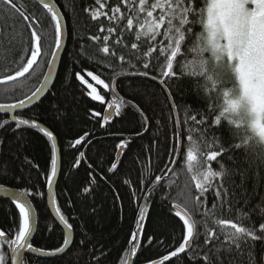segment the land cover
<instances>
[{
    "label": "trees",
    "instance_id": "trees-1",
    "mask_svg": "<svg viewBox=\"0 0 264 264\" xmlns=\"http://www.w3.org/2000/svg\"><path fill=\"white\" fill-rule=\"evenodd\" d=\"M53 1L63 15L67 36L58 73L50 92L37 105L16 116L18 119L36 120L56 138L60 153L56 207L73 225V242L68 251L59 257L47 259L26 255L25 264H124L128 259L129 241L137 228L142 204L144 216L140 224L143 227L142 233L137 234L139 244L132 264H149L151 260L161 259L175 251L183 242V221L173 209L174 202L180 203L179 193L192 188L193 195L198 194L187 171L186 152L179 154L173 168L175 174L170 173L154 190L151 187L157 175L163 176L171 169L176 156L172 108L157 83L145 78H120L115 83V89L127 103L122 105L120 114L115 112L111 121H104L103 113L115 97L113 80L117 76L145 71L143 60L135 68L130 67L127 61L131 59L135 62L134 56L148 51V45L144 44L139 52L131 49V44L136 42L135 29L125 30L122 43L117 45L115 41L121 35L120 29L126 26V19L119 24L105 16L93 20L92 11L86 12L84 9H98L95 0ZM102 2L105 8L101 11L112 15V8L118 5L127 16V9L120 0ZM12 5L21 11L26 10L29 20L35 17L33 27L44 37L43 55L24 77L0 85V104L15 103L35 91L55 48V22L47 9L31 0H12V4L0 0V47L4 49V58L0 59V79L5 75H14L31 55L33 28ZM101 26L105 29L117 28L109 42L110 51L116 52L115 57L100 51L103 36L108 35L107 31L100 32ZM92 36H99L100 40L93 41L90 39ZM120 55L125 56L124 63L118 59ZM174 66L179 71L178 65ZM89 71L100 75L110 87L96 84L88 76ZM147 71V77L161 82L157 70L150 68ZM77 73L97 89L104 97L102 101L93 99L77 78ZM162 84L171 93L172 101L179 106L177 114L184 130L183 143L187 148L186 138L190 133L189 125L183 123L184 109L190 106L192 114L200 113L205 110L206 102L197 97L189 79L170 77ZM207 115L211 119L212 114ZM157 120L160 121L159 125ZM3 121L8 123L0 128V185L17 190L30 188L43 193L42 196L30 197L36 212V230L31 243L34 248L45 251L61 247L63 232L52 218L46 202V176L51 172L52 142L31 125L17 127L8 116L0 115V122ZM213 131L216 135H223L225 147L229 142L235 143L230 140L226 126ZM85 133H88L87 137L77 144L76 141ZM211 135L212 132H209ZM122 139L126 146L115 163L116 146ZM81 153H84L82 157ZM251 159L250 155L245 156L243 149H239L207 163L214 170L219 169L220 163L232 169L231 179L225 181L229 199L234 209H243L250 214L251 224L258 229V225L264 223V180L261 179L264 171L258 173L254 165L249 168ZM113 164L117 165L116 169H112ZM85 188L90 190L85 192ZM145 193L149 194L147 203ZM206 196L209 208L213 203H218L214 191ZM194 218L201 219L200 216ZM224 218L232 216L226 215ZM18 227V209L10 201L0 199V231L11 236L18 231ZM149 237L153 238L151 246ZM206 239L207 231L201 228L198 238L191 241L189 250L170 257L163 264H221V261L223 264H239L238 259L227 252H215L223 236L220 241L213 239L208 244L205 243ZM0 245L7 247L3 241ZM205 254L209 256L207 262L202 258ZM253 255V264H264V242H255ZM96 257H101L99 262Z\"/></svg>",
    "mask_w": 264,
    "mask_h": 264
},
{
    "label": "snow or ice",
    "instance_id": "snow-or-ice-1",
    "mask_svg": "<svg viewBox=\"0 0 264 264\" xmlns=\"http://www.w3.org/2000/svg\"><path fill=\"white\" fill-rule=\"evenodd\" d=\"M12 4V0H7ZM99 8L92 11V19L98 20L105 16L109 21L119 24L126 19V26L120 29L121 35L115 41L117 45L123 41L125 30L135 29V41L131 44V49L139 52L144 44L148 45V51L142 55H135L133 62L127 61L130 67L135 68L142 63L145 71L132 73L133 75L148 76V69L152 68L160 73L161 83H165L167 78L189 79L192 81V89L198 98L206 102L204 111L192 114L190 106L184 109L185 119L183 123L189 125L187 135L188 146L183 143V129L181 120H175L176 143L174 151L177 156L186 152L187 171L191 174L190 179L194 184V189L198 194L193 195V189L188 188L186 192L179 193L180 203H173L176 215L183 221L185 234L183 242L175 251L161 259L151 260L149 264H163L170 257L177 256L178 253L190 249L191 241L200 235V229L207 231L205 243H211L213 239L220 241V247L215 249L216 253L227 252L230 256L238 259L239 264H253L255 259L253 253L255 242H264V223L258 225V229L250 222V214L243 209H234L229 199V190L225 187V181L231 179L233 174L226 164L220 163L219 169L214 170L208 161H216L217 157L227 155L228 152H235L243 149L245 156H251L248 162L249 168L253 165L258 173L264 171V0H120V3L127 9V16L121 11L120 6L112 8V15L101 9L105 8L102 0H95ZM26 21L31 32V55L26 59V63L15 71L14 75H5L0 79V83L16 81L17 78L24 77L26 73L34 68L38 58L43 55L42 40L43 35L38 33L33 27V21L25 11H21L12 5ZM43 7L51 14L55 22V48L52 51V59L47 61L49 72L45 76V81L36 88L31 95L15 103L0 104V109L5 111L10 109L23 108L26 103H31L42 92L47 76L51 75V69L55 63L57 52L61 47L62 25L60 15L56 11L53 0H43ZM36 23H39L36 21ZM199 28V31H197ZM107 31L108 35L103 36V47L100 49L105 54L116 56L114 50L110 51V37L117 32L116 27L105 29L100 27V32ZM93 41H99V36L90 37ZM127 47V45H124ZM83 48V46H82ZM158 52V55L156 53ZM83 54V53H82ZM4 58V49L0 47V59ZM24 59V57H21ZM118 59L125 62V56L120 55ZM163 62V63H162ZM174 65H178L177 71ZM159 66V67H157ZM88 76L98 85L109 88L110 85L101 79L100 75H94L89 71ZM77 78L83 80L79 73ZM155 78V77H154ZM90 95L95 94L93 99L102 101L104 99L96 88L89 85ZM171 96V93H169ZM127 101L118 100L113 97L110 108H114L116 114H120L122 105ZM136 107V105H133ZM172 108L179 111V106L173 102ZM207 113H211V119ZM95 115H100L95 113ZM112 113L104 115V121L111 118ZM199 115V119L197 116ZM147 117L145 120L147 121ZM12 121L17 122V127L21 125H31L39 129L47 137L54 139L53 134L47 128L42 127L36 120L18 119L11 116ZM8 121L0 122L3 128ZM157 124L160 121L157 120ZM226 126L230 134V140L235 143H228L225 147L223 135H216L213 129H222ZM209 132L212 135L209 136ZM85 133L76 143L87 137ZM131 139V138H130ZM122 139L116 146L125 147ZM81 157L84 153L80 154ZM232 159L231 156L228 157ZM173 160L172 163H176ZM117 165L113 164L112 169ZM171 174H175L173 169H168L163 176L157 175L155 183L151 185L154 190L157 185ZM56 176L55 144H53V156L51 160V172L46 176L47 185L52 187ZM264 180V175H261ZM215 186V187H214ZM90 189L85 188L88 192ZM214 191L218 203H213L211 208L207 206L206 194ZM15 207L19 210V227L14 235H6L0 231V238H3V245H0V264H25V252H40L43 255L51 256L62 253L70 244L72 239L73 225L61 214L59 207H56V196L53 193L51 203L56 207L59 221L67 228L63 235V244L51 251L34 248L30 243L33 234V225L36 218L33 215L34 208L30 197L42 196L43 193L34 192L30 188L7 192ZM135 195V194H134ZM145 203L148 202L149 194L145 193ZM264 211V210H262ZM226 215L232 218H224ZM144 208H140L137 228L132 234L129 243L133 245L131 253L137 251V234L142 233L140 219H143ZM200 216L197 220L194 217ZM52 226H49V231ZM149 246L153 243V238H148ZM162 243V242H161ZM10 250V257L8 251ZM206 262L209 260L207 254L202 257ZM101 257H96L97 262ZM127 264V261L124 262ZM221 264L223 262L221 261Z\"/></svg>",
    "mask_w": 264,
    "mask_h": 264
},
{
    "label": "water",
    "instance_id": "water-1",
    "mask_svg": "<svg viewBox=\"0 0 264 264\" xmlns=\"http://www.w3.org/2000/svg\"><path fill=\"white\" fill-rule=\"evenodd\" d=\"M31 1H33V2H35V3H37V4L41 5V6H43V0H31ZM53 3H54V1H53ZM54 4H55V3H54ZM55 6H56V11H57V12L59 13V15H60V21H61V25H62L61 47H60V49H59L58 52H57V56H56V58H55V63L53 64L52 69H51V75H48V76H47L46 84H45V86H44L42 92H41L40 95H39L35 100H33L31 103H26V104L24 105L23 108H20V109H10V110H7V111H5L4 109H0V115L8 116V117H9V120H10L13 124H15V125H17V122H16V121H12V120H11V116H13V115L16 116L17 113H19V112H23V111H26V110H28V109L34 107L35 105H37V104H38V103H39V102H40V101H41V100H42V99H43V98H44V97L50 92V90H51V88H52V86H53V84H54V82H55V79H56V76H57V73H58V69H59V66H60L61 58H62V55H63L64 50H65L66 40H67V36H66V27H65V22H64L63 15L61 14V12H60V10L58 9V7H57L56 4H55ZM50 59H52V56H51ZM48 72H49V68H48V66H47V68H46V72H45V74H44V76H43V78H42V80H41V82H40V84H39L38 87H40V86H41V83H42L43 81H45V76L48 74ZM26 74H27V73H26ZM26 74H25V75H26ZM20 78H22V77H20ZM20 78H17L16 80H18V79H20ZM120 78H145V79H148V80H151V81L157 83V84L163 89V91L165 92V94H166V96H167V98H168V100H169L170 106H171V108H172V103H173V101H172V99H171V97H170L168 91H167L166 88L164 87V85H163L160 81H158V80H156V79H153V78H150V77H147V76H142V75H133V74H131V75H121V76H117V77L113 80V82H112V91H113L115 97L118 98V100H123V99L118 95V93H117V91H116V89H115V83H116V81H117L118 79H120ZM79 80H80V82L83 84V86H84V87L89 91V93H90V92H91V89L89 88V85H91V84L88 83L85 79H83V80L79 79ZM11 82H13V81H9V82H6V83H0V85H2V84H7V83H11ZM91 86H92V85H91ZM38 87H37V88H38ZM92 87H94V86H92ZM94 88H95V87H94ZM96 90H97V89H96ZM97 93H98V91H97ZM94 95H95V94H92V96H94ZM172 111H173V116H174V121H175V120L178 118L177 110L172 108ZM109 112H111L112 115H111V118H110L108 121H111V120L113 119V117L115 116V110H114V108H110V107H108V108L104 111V113H103V117H104L105 114H107V113H109ZM103 120H104V119H103ZM37 123H38V122H37ZM40 125H41L42 127H45V126H43L42 124H40ZM21 126H22V127H26L25 125H21ZM27 126H29V125H27ZM45 128H46V127H45ZM48 130H49V129H48ZM49 131H50V130H49ZM53 138H54V139H51V138H50V140H51V142H52V146H53V144H55L56 176H55V178H54V182H53L52 187L49 188L48 185H47V189H46V202H47V207H48V210H49V212H50L52 218L54 219V221L56 222V224L61 228V230H62V232H63V235H64V233L67 232L68 230H67V228L63 225V223L59 221V217L57 216V213H56V207H54V206L52 205V203H51V197H52V194H53V193L55 194L56 184H57V181H58V178H59V173H60V153H59V148H58V145H57L56 138H55L54 136H53ZM125 143H126V142H125ZM123 149H124V147L118 148V151H117V154H116V161H115V163L118 161V159H119V157H120V155H121ZM174 160H176V161L178 160L177 153H176V156H175V159H174ZM175 165H176V163H173L171 169H173V168L175 167ZM169 174H170V173H169ZM160 183H161V182H160ZM160 183H159V184H160ZM159 184H158V185H159ZM158 185H157V187H158ZM14 190H17V189L10 188V187H8V186H1V185H0V199L8 200V201H10L12 204H14V203L11 201V198L8 197V196L6 195L7 192H11V191H14ZM14 205H15V204H14ZM142 206H143V204H142ZM142 206H141V207H142ZM173 209L176 210L174 207H173ZM18 211H19V210H18ZM33 215H34L35 218H36V212H35V210H34ZM35 230H36V222H35V224L33 225V234H32V237L30 238V243H31V240H32V238H33V236H34ZM71 235H72V239H71V241H70V244H69V246H68V247H67L62 253L55 254V255H51V256H46V255H43V254L40 253V252H30V251H26V252H25V257H26V255H32V256H35V257H38V258H47V259H49V258H56V257H59V256L63 255L64 253H66V252L68 251V249L71 247L72 242H73V232L71 233ZM1 241H3V238H0V242H1ZM190 243H191V242H190ZM131 248H132V245H131V247H130V251H129V255H128V259H127V264H132V263H133V260H134V255H135V254H132V253H131ZM186 250H189V249H186ZM10 255H11V253H10ZM9 257H10V256H9ZM25 257H24V259H25ZM9 264H11L10 259H9Z\"/></svg>",
    "mask_w": 264,
    "mask_h": 264
},
{
    "label": "rangeland",
    "instance_id": "rangeland-1",
    "mask_svg": "<svg viewBox=\"0 0 264 264\" xmlns=\"http://www.w3.org/2000/svg\"><path fill=\"white\" fill-rule=\"evenodd\" d=\"M1 243V242H0Z\"/></svg>",
    "mask_w": 264,
    "mask_h": 264
}]
</instances>
